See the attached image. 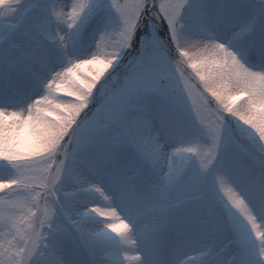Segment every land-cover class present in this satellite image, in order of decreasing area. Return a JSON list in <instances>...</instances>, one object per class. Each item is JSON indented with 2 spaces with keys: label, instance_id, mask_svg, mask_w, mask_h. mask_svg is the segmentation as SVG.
<instances>
[{
  "label": "snow or ice",
  "instance_id": "obj_1",
  "mask_svg": "<svg viewBox=\"0 0 264 264\" xmlns=\"http://www.w3.org/2000/svg\"><path fill=\"white\" fill-rule=\"evenodd\" d=\"M0 264H264V0H0Z\"/></svg>",
  "mask_w": 264,
  "mask_h": 264
},
{
  "label": "rangeland",
  "instance_id": "obj_2",
  "mask_svg": "<svg viewBox=\"0 0 264 264\" xmlns=\"http://www.w3.org/2000/svg\"><path fill=\"white\" fill-rule=\"evenodd\" d=\"M91 70V69H90Z\"/></svg>",
  "mask_w": 264,
  "mask_h": 264
}]
</instances>
